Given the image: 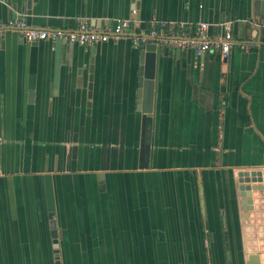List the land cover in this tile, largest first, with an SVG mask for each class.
Returning <instances> with one entry per match:
<instances>
[{
	"label": "crops",
	"instance_id": "crops-1",
	"mask_svg": "<svg viewBox=\"0 0 264 264\" xmlns=\"http://www.w3.org/2000/svg\"><path fill=\"white\" fill-rule=\"evenodd\" d=\"M137 3L132 15V0H0L1 20L32 29L136 23L63 44L65 56L0 35V264H264V0ZM223 21L225 58L165 44L150 73L151 41L132 43L152 23ZM142 67L154 82L147 167Z\"/></svg>",
	"mask_w": 264,
	"mask_h": 264
},
{
	"label": "built area",
	"instance_id": "built-area-1",
	"mask_svg": "<svg viewBox=\"0 0 264 264\" xmlns=\"http://www.w3.org/2000/svg\"><path fill=\"white\" fill-rule=\"evenodd\" d=\"M133 14L134 11H132ZM76 23L77 27L72 31L32 29L27 24L25 16L20 15L7 20L0 19V35L11 31L17 33L26 43L50 41L53 44L64 42L71 46L94 45L109 39L117 40L127 35L130 28L136 25L133 19H116L109 32L100 33L91 28L84 20L76 19ZM212 28L217 30L216 33H210ZM131 38L134 45L151 41L158 46L166 44L177 49L191 48L199 56L209 52L217 53L224 58L228 56L233 46L232 25L228 21L217 24L198 22L195 25L186 23L157 25L152 23L147 27L137 28Z\"/></svg>",
	"mask_w": 264,
	"mask_h": 264
},
{
	"label": "water",
	"instance_id": "water-1",
	"mask_svg": "<svg viewBox=\"0 0 264 264\" xmlns=\"http://www.w3.org/2000/svg\"><path fill=\"white\" fill-rule=\"evenodd\" d=\"M36 1V0H32ZM30 6V2L27 3V7ZM138 8V3L137 0H132V6L131 9L132 11L137 10ZM132 17L131 19H133ZM65 44L64 42H57L56 43V54L59 55V53L62 51L64 56H65V48H62V45ZM160 48L161 46H158L153 43H149L145 46H143L144 52L141 55V64L143 65L144 59H145V65L149 68V72L151 73L152 70L154 69L153 62L157 60L159 57L160 53ZM63 57H56V62L54 66V86H56V81H57V72H58V65L60 64V61H62ZM146 68V67H145ZM146 72V70H145ZM139 87L141 88L143 94H142V100H143V107H142V113L144 114L143 117V132H142V146H143V151H144V157H145V167L148 166V160L150 156V131H151V124H152V111H153V106H152V99H153V78L151 76L146 74L144 75L143 73V67L142 69L139 70ZM144 80V81H143ZM152 80V81H151ZM140 96V91L138 93ZM46 194H47V200H48V211H49V217L52 216L53 212V201H52V188L50 185V180H47V186H46ZM50 230H51V238L52 242L54 244V248H57V234H56V229H55V223L52 219H50ZM56 264H59L56 262Z\"/></svg>",
	"mask_w": 264,
	"mask_h": 264
}]
</instances>
